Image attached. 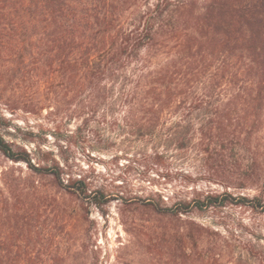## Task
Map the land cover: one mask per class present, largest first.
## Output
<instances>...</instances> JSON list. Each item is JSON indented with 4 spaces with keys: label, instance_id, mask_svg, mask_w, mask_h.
I'll use <instances>...</instances> for the list:
<instances>
[{
    "label": "rangeland",
    "instance_id": "rangeland-1",
    "mask_svg": "<svg viewBox=\"0 0 264 264\" xmlns=\"http://www.w3.org/2000/svg\"><path fill=\"white\" fill-rule=\"evenodd\" d=\"M13 37L0 32V134L38 169L0 153V177L10 169L36 182L41 244L83 251L65 264H172L154 232L189 220L204 231L188 241V264H264V130L232 125L222 137L215 128L240 84L221 82L199 109L189 101L141 111L122 88L154 64L131 63L106 82L109 96L93 98L87 82L27 80ZM181 56L172 51L162 62ZM182 208L179 221L159 214Z\"/></svg>",
    "mask_w": 264,
    "mask_h": 264
},
{
    "label": "trees",
    "instance_id": "trees-1",
    "mask_svg": "<svg viewBox=\"0 0 264 264\" xmlns=\"http://www.w3.org/2000/svg\"><path fill=\"white\" fill-rule=\"evenodd\" d=\"M6 28L20 50L27 80L56 75L62 84L87 82L93 98L107 97L106 82L120 70L131 63L154 64L147 72L140 69L132 88H122L139 110L185 109L189 101L190 110L199 109L225 81L240 85L229 100L236 103L224 107L216 122L221 136L232 125L254 129L260 124L264 130V0H0V32ZM172 51L180 59L162 62ZM0 153L38 169L25 149L15 150L1 134ZM0 181V264H65L69 256L82 257L80 249L60 254L57 245L39 242L35 181L10 169L1 172ZM186 211L159 214L179 221ZM184 224L163 225L153 235L154 246L165 247L172 264H188V241L195 243L204 231L189 220Z\"/></svg>",
    "mask_w": 264,
    "mask_h": 264
}]
</instances>
